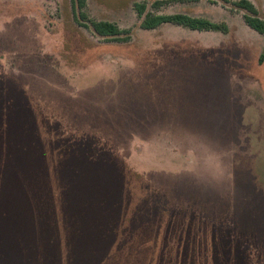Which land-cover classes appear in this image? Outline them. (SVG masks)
Listing matches in <instances>:
<instances>
[{"label":"rangeland","instance_id":"rangeland-1","mask_svg":"<svg viewBox=\"0 0 264 264\" xmlns=\"http://www.w3.org/2000/svg\"><path fill=\"white\" fill-rule=\"evenodd\" d=\"M236 1L87 0L113 42L71 0H0V264H264V35Z\"/></svg>","mask_w":264,"mask_h":264},{"label":"trees","instance_id":"trees-1","mask_svg":"<svg viewBox=\"0 0 264 264\" xmlns=\"http://www.w3.org/2000/svg\"><path fill=\"white\" fill-rule=\"evenodd\" d=\"M72 11L76 21L80 25H84L93 30V32L100 38L113 42H128L131 40V31L121 28L116 23L110 21L91 20L88 24L82 21L87 20V16L83 10L87 7V0H71ZM228 2V0H227ZM234 8L245 12L244 21L248 27L256 31L260 35H264V10L260 13L256 7L248 0H240L230 2ZM135 9L140 18H143L141 28L144 30H156L163 25L171 24L179 27L189 29L191 31H211L221 32L226 34L228 27L226 24H215L209 20L202 18H194L184 14L175 15H153L146 14V6L144 4H136ZM264 62V55L260 58V63Z\"/></svg>","mask_w":264,"mask_h":264}]
</instances>
